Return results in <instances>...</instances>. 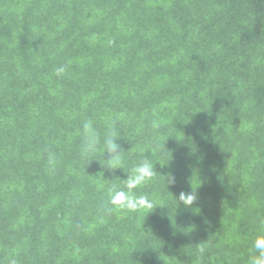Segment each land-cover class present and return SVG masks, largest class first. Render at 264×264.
Returning a JSON list of instances; mask_svg holds the SVG:
<instances>
[{
  "label": "trees",
  "instance_id": "1",
  "mask_svg": "<svg viewBox=\"0 0 264 264\" xmlns=\"http://www.w3.org/2000/svg\"><path fill=\"white\" fill-rule=\"evenodd\" d=\"M144 158L157 207L106 213ZM261 219L264 0H0V264H248Z\"/></svg>",
  "mask_w": 264,
  "mask_h": 264
},
{
  "label": "clouds",
  "instance_id": "2",
  "mask_svg": "<svg viewBox=\"0 0 264 264\" xmlns=\"http://www.w3.org/2000/svg\"><path fill=\"white\" fill-rule=\"evenodd\" d=\"M66 71L67 66H60L55 69V74L59 77ZM117 119H109L105 123L103 130L98 128L92 119L82 121L78 129V135L81 138L80 157L86 165L94 160L92 157L99 153L100 158L105 154L107 155L108 158L106 160L101 159L104 161V166L109 170L124 169L123 153L125 151L117 142L121 136L117 128ZM156 126L154 123L153 127ZM57 163L58 157L56 153L49 151L47 164L50 170H54ZM126 174L127 178L123 180V187L115 184L110 187L107 202L104 205L105 212L111 213L116 210L137 211L145 207L153 210L157 207L153 206L147 196L136 194L138 188L147 184L157 174L154 171V164L148 158H144ZM194 193L195 190H193V193L181 192L177 201L182 202L185 206H190L197 199ZM199 252L201 255L205 254L206 248L200 247ZM9 264H16L15 259H10ZM248 264H264V219L260 220V229L252 241Z\"/></svg>",
  "mask_w": 264,
  "mask_h": 264
}]
</instances>
